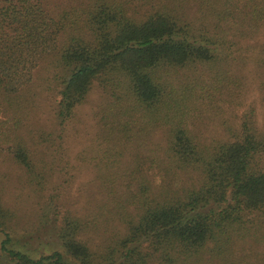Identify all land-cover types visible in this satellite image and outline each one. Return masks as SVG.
<instances>
[{
  "label": "trees",
  "instance_id": "1",
  "mask_svg": "<svg viewBox=\"0 0 264 264\" xmlns=\"http://www.w3.org/2000/svg\"><path fill=\"white\" fill-rule=\"evenodd\" d=\"M0 156V264H264V0H0Z\"/></svg>",
  "mask_w": 264,
  "mask_h": 264
},
{
  "label": "rangeland",
  "instance_id": "2",
  "mask_svg": "<svg viewBox=\"0 0 264 264\" xmlns=\"http://www.w3.org/2000/svg\"><path fill=\"white\" fill-rule=\"evenodd\" d=\"M254 69V66L251 62H246V67L243 69V71H249L246 73V76L252 75L250 71ZM246 94L243 101L247 102L249 101L250 94L253 93V86L245 87ZM41 94H46L43 91H39ZM99 102V97L97 96V93L92 92L89 98L87 99V102L83 104L79 111L82 115L81 117V124H73L72 126H69V129L65 128V137L64 142L62 146L65 148L67 147V153L64 154V157L62 158V161H59V165L63 166L61 172L55 171V178H57L58 184L60 183V193H63L61 197L59 198V201H63L65 207L77 209L80 211H83L82 209H85L86 206L89 205L90 202H86L87 194L90 192L87 190V186L89 185L90 189L92 187V184H88V180L90 177V170L88 167L83 165L82 161L77 160V154L80 153V150L82 149V144L87 142V138L90 136V133L87 132L89 130H94V118L91 117V113L95 110V105ZM243 109V106H236L234 107V111H237L239 113ZM41 116L45 115V111L40 110L38 112ZM36 118H40L38 115ZM64 158L67 160V163H64ZM57 164V165H58ZM56 165V164H55ZM54 165V166H55ZM4 172H9L11 175H14V171L11 167V165L4 159V157L0 156V174ZM12 176L7 177H1L0 181H7L5 183V192L3 198L6 201H9V196L12 194L11 189L9 186H7L8 183L11 184L12 182ZM158 179V178H157ZM50 189H47L48 191ZM87 190V191H86ZM64 197V198H63ZM63 198V199H61ZM32 207L31 210L33 213L37 211L36 203H31ZM26 215H31V213H28V210L26 208ZM52 232V228L50 227V223L48 226H45V231H42L40 234V237L38 240H36V243L40 245H44V242L50 240V235Z\"/></svg>",
  "mask_w": 264,
  "mask_h": 264
}]
</instances>
